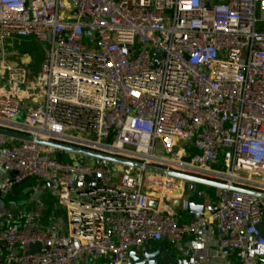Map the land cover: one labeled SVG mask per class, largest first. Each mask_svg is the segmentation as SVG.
I'll return each instance as SVG.
<instances>
[{"label":"built area","instance_id":"2783aa9c","mask_svg":"<svg viewBox=\"0 0 264 264\" xmlns=\"http://www.w3.org/2000/svg\"><path fill=\"white\" fill-rule=\"evenodd\" d=\"M26 37L40 69L9 59ZM0 128L264 194V0H0ZM58 151L0 134L2 191L30 178L34 203L7 212L0 264H131L151 242L264 264V197L216 189L184 220V181Z\"/></svg>","mask_w":264,"mask_h":264},{"label":"water","instance_id":"95a60500","mask_svg":"<svg viewBox=\"0 0 264 264\" xmlns=\"http://www.w3.org/2000/svg\"><path fill=\"white\" fill-rule=\"evenodd\" d=\"M92 34V32H90ZM0 134L8 137H12L14 139L18 140H25V141H35L36 143L46 145L49 147H53L57 150L73 153L79 156L85 157L86 160H89L90 158H97L109 161L110 163H115L123 166L132 167L137 170H144V171H151L155 173H160L164 175H169L171 177L180 179L184 181L187 186L181 187L177 192V197L182 202H187L190 210L197 211L198 216L201 215V213L205 210V203H206V194L204 191H197L198 186H205L206 188H214V189H229L231 191H237V192H245L251 195L264 197V194L243 188L238 186H228L224 182L214 181L210 179H206L203 177H199L192 174H187L183 172L178 171H166L165 169L151 166V165H145L144 163L137 161L135 159H129L124 158L120 156L110 155L106 153H101L95 150H90L70 144H66L63 142H59L56 140H48L43 138H37L34 136H31L27 133L17 132L13 131L11 129H5L0 128ZM16 173H13L12 176L14 177ZM30 178H26L20 183H15L14 188H17L18 186H21L23 184L28 183ZM14 181V179H12ZM1 191V190H0ZM124 191V189H122ZM129 193H131L130 190H127ZM193 197H199L201 202H197L196 200H193ZM153 206H155V203H152ZM31 250L35 251L39 249L40 244H31ZM224 253H230L229 249H225ZM132 258L131 264H179V253L176 248L174 247H163L159 246L156 249H153V247L147 246L142 251H132L130 254Z\"/></svg>","mask_w":264,"mask_h":264},{"label":"rangeland","instance_id":"374dc122","mask_svg":"<svg viewBox=\"0 0 264 264\" xmlns=\"http://www.w3.org/2000/svg\"><path fill=\"white\" fill-rule=\"evenodd\" d=\"M86 43L91 45L90 39L86 38ZM8 52L10 54V61L18 66L27 68V69H40L46 62L47 59V47L45 44L40 42L34 37H26V38H14L9 42L7 47ZM21 118L24 117L23 114H20ZM9 144L14 146L17 145L14 141H9ZM58 156L65 162H73L74 160H80L81 158L69 152L58 151ZM136 173H141V170H136ZM33 181H28V185H32ZM201 187V191L206 189L207 193L214 197L216 189L214 188H206L205 186ZM156 189L162 190L156 186ZM8 201L14 203L17 207L16 210H28L27 206V196L25 190L22 187L13 188L9 193H7ZM50 202H55V197L53 195H49ZM207 201V200H206ZM11 203V204H12ZM26 205V206H25ZM27 207V208H26ZM91 260H94L95 256H90ZM98 263L101 262V259H95Z\"/></svg>","mask_w":264,"mask_h":264},{"label":"crops","instance_id":"0c3cea01","mask_svg":"<svg viewBox=\"0 0 264 264\" xmlns=\"http://www.w3.org/2000/svg\"><path fill=\"white\" fill-rule=\"evenodd\" d=\"M4 179H5V177H4V171H3L2 168H0V190H1L0 191V231L5 226L7 212L9 210L17 211L16 210V207L17 206L14 203L10 202V200L8 201V199H7L8 195L5 194L2 191V187H3V184H4ZM30 186L31 185L23 184V185L17 187V188L22 187L25 190L26 195H28L27 196V200H26L27 201L28 210L31 209L33 207V204H34L33 201H32V197H31ZM201 189H202L201 187H198L197 188V191L199 192V191H201ZM204 192L206 194V200H207L206 203H207L209 201V198L211 200V195L207 193L206 189H204ZM49 195H50L49 193H46V194L44 193L42 195V199H43L44 203H46L49 206V209L50 210L52 208L51 213L50 214L48 213L46 215V217H45V221L46 222L51 221V218L53 217V214H54L53 212H56V208H55L56 203L50 202ZM193 200H196L197 202H201V200L199 199V197H193ZM55 202H56V200H55ZM171 205H172V208L179 215H181L182 219H184V220L191 219V217L188 214L189 209H187V205L184 202H182L181 200H179V201H173V202H171ZM148 246L153 247V249H156L159 246H163V247L170 248V247H168V244L165 243V242H151ZM209 252H212V251L209 250ZM206 264H212V262L211 263L208 262Z\"/></svg>","mask_w":264,"mask_h":264}]
</instances>
